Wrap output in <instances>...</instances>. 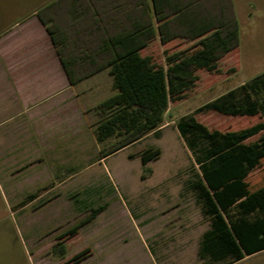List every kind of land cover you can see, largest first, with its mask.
<instances>
[{"label":"trees","instance_id":"obj_1","mask_svg":"<svg viewBox=\"0 0 264 264\" xmlns=\"http://www.w3.org/2000/svg\"><path fill=\"white\" fill-rule=\"evenodd\" d=\"M58 4L53 2L51 9ZM88 4L96 20L79 29L85 38L77 42L65 36L80 23L74 21L66 29L49 23L52 21L45 18L44 11H39L38 16L53 39L72 85L76 79L91 77H76L72 70L77 66L93 68L95 72L108 70L112 78L114 93L94 107L95 136L103 146L102 159L159 132L170 102L183 100L196 87L198 71H218L222 57L240 43L230 0H88ZM108 5L109 20L105 19ZM156 38L162 44L176 39L194 44L166 53L163 67L142 55ZM210 111L232 117L260 116L264 120V73L199 107L176 124L194 165L199 166L195 172L196 196L212 219L204 256L229 257L225 264H232L264 250V219L252 223L229 217L228 226L222 215L239 200L248 210L256 205L264 209V188L253 193L247 182L264 160V121L238 131L210 130L196 118V114ZM256 136L257 140L250 142ZM160 154V149H148L141 155L142 163L146 165ZM103 210V206L94 209L83 224ZM55 252L65 253L61 245Z\"/></svg>","mask_w":264,"mask_h":264},{"label":"rangeland","instance_id":"obj_2","mask_svg":"<svg viewBox=\"0 0 264 264\" xmlns=\"http://www.w3.org/2000/svg\"><path fill=\"white\" fill-rule=\"evenodd\" d=\"M72 1L0 0V28L38 11L47 13L53 2L65 7ZM231 1L239 26L238 48L222 57L218 71H198L200 79L196 87L183 100L170 102L159 132L104 159L88 138V154L79 161V174L68 186L54 183L46 203H31L27 196L35 191L32 189H17L18 196L14 199L0 168V264H198L197 257L191 254L186 261H158L157 253L146 250L141 229V185L153 180L190 179L194 162L176 128L177 122L264 73V0ZM250 3L256 8L251 12ZM193 44L181 39L162 44L156 38L142 55L166 67V53ZM100 81L96 103L114 93L109 76H102ZM196 118L210 130L222 132L238 131L264 121L260 116L232 117L213 111L196 114ZM100 148L102 151L103 146ZM148 149H160L161 154L144 165L141 155ZM12 163L13 157H9L6 165ZM53 169L56 181V160ZM261 179L264 180V164L262 170L249 178L251 182ZM100 206L104 210L83 224ZM58 245L63 246V255L55 252ZM236 264H264V251Z\"/></svg>","mask_w":264,"mask_h":264},{"label":"crops","instance_id":"obj_3","mask_svg":"<svg viewBox=\"0 0 264 264\" xmlns=\"http://www.w3.org/2000/svg\"><path fill=\"white\" fill-rule=\"evenodd\" d=\"M230 4L233 10L231 0ZM251 4L254 5L250 3V12L256 9ZM38 12L0 28V168L14 199L18 196L17 189H32L35 191L28 193V200L46 203L54 183L68 186L79 174V161L88 154V138L101 154L94 126V107L99 98L96 92L102 86V76H109L111 85L112 78L108 70L95 72L93 68L77 66L72 70L76 77H91L76 79L72 85ZM110 14L108 5L105 19L109 20ZM44 16L52 21L49 23L66 29L74 21L80 23L71 29L73 33L65 36L75 38L76 42L78 38H85L79 31L86 22L96 20L88 0L55 6ZM9 157H13L11 166L6 165ZM55 160L58 163L56 181ZM263 164L264 160L254 172L262 170ZM193 171L187 181L153 180L141 185V229L146 250L157 253L158 261H186L191 254L197 257L198 264L228 263L229 257L204 256L212 219L205 214L206 206L196 196L195 172L199 166L194 165ZM247 182L253 193L264 188L263 179ZM242 201L233 204L227 213L222 212L228 226L229 217L233 221L244 219L252 223L264 219L261 206L248 210Z\"/></svg>","mask_w":264,"mask_h":264}]
</instances>
